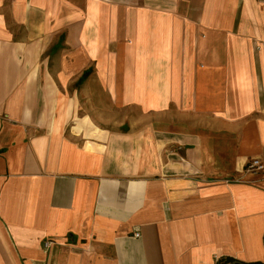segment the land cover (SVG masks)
<instances>
[{
    "label": "crops",
    "instance_id": "1",
    "mask_svg": "<svg viewBox=\"0 0 264 264\" xmlns=\"http://www.w3.org/2000/svg\"><path fill=\"white\" fill-rule=\"evenodd\" d=\"M252 158L264 2L0 0V264L264 262Z\"/></svg>",
    "mask_w": 264,
    "mask_h": 264
},
{
    "label": "built area",
    "instance_id": "2",
    "mask_svg": "<svg viewBox=\"0 0 264 264\" xmlns=\"http://www.w3.org/2000/svg\"><path fill=\"white\" fill-rule=\"evenodd\" d=\"M260 3H263L264 0H258ZM264 168V164L261 162V160L259 158H252L251 160H249L246 164V171L248 172H254V171H261ZM137 236H139V234H136ZM54 244V242L52 240H48L44 243V246L46 248H50L52 247V245Z\"/></svg>",
    "mask_w": 264,
    "mask_h": 264
},
{
    "label": "trees",
    "instance_id": "3",
    "mask_svg": "<svg viewBox=\"0 0 264 264\" xmlns=\"http://www.w3.org/2000/svg\"><path fill=\"white\" fill-rule=\"evenodd\" d=\"M90 73L91 71H86L82 76V80L86 79ZM216 264H264V262L263 261L243 262V261H237L233 258L224 257V258H220L216 262Z\"/></svg>",
    "mask_w": 264,
    "mask_h": 264
}]
</instances>
